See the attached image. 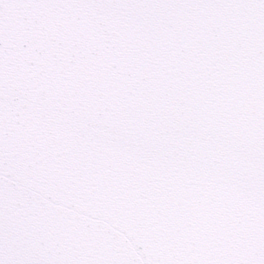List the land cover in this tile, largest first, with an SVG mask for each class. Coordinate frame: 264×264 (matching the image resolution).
<instances>
[{"label":"snow or ice","instance_id":"1","mask_svg":"<svg viewBox=\"0 0 264 264\" xmlns=\"http://www.w3.org/2000/svg\"><path fill=\"white\" fill-rule=\"evenodd\" d=\"M0 264H264V0H0Z\"/></svg>","mask_w":264,"mask_h":264}]
</instances>
